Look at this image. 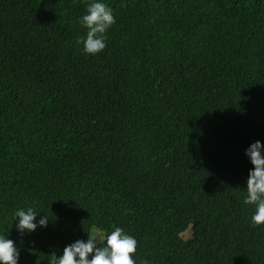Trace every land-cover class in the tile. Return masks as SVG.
I'll return each instance as SVG.
<instances>
[{"label":"trees","instance_id":"16d2710c","mask_svg":"<svg viewBox=\"0 0 264 264\" xmlns=\"http://www.w3.org/2000/svg\"><path fill=\"white\" fill-rule=\"evenodd\" d=\"M91 2L0 0V235L18 264L116 227L136 264H264L243 202L264 0H99L116 22L95 55L76 43ZM28 207L48 223L21 235Z\"/></svg>","mask_w":264,"mask_h":264},{"label":"clouds","instance_id":"9594fccd","mask_svg":"<svg viewBox=\"0 0 264 264\" xmlns=\"http://www.w3.org/2000/svg\"><path fill=\"white\" fill-rule=\"evenodd\" d=\"M116 22L112 9L99 0L87 4L86 14L79 23L87 28L86 37L81 36L76 43L83 45L87 54H98L106 48L107 30ZM264 145L260 141L252 143L246 149L253 169L249 171L244 203L254 205L251 216L253 226L264 224ZM37 211L32 207L21 208L14 212V220L19 218L16 228L21 235L35 231L37 226H47V216L36 221ZM137 250V240L116 227L110 234L97 237L88 232L87 242L77 240L63 249V255L54 252L48 258L49 264H136L133 256ZM19 249L12 239L0 235V264H18ZM147 264V262H143Z\"/></svg>","mask_w":264,"mask_h":264},{"label":"rangeland","instance_id":"374dc122","mask_svg":"<svg viewBox=\"0 0 264 264\" xmlns=\"http://www.w3.org/2000/svg\"><path fill=\"white\" fill-rule=\"evenodd\" d=\"M191 235H192V230L191 228L184 234V238L188 241H191Z\"/></svg>","mask_w":264,"mask_h":264}]
</instances>
